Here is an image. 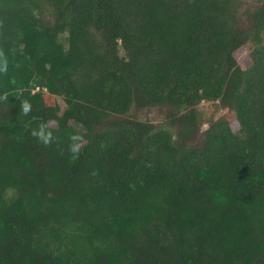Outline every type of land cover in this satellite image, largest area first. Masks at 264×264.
<instances>
[{
  "label": "trees",
  "instance_id": "trees-1",
  "mask_svg": "<svg viewBox=\"0 0 264 264\" xmlns=\"http://www.w3.org/2000/svg\"><path fill=\"white\" fill-rule=\"evenodd\" d=\"M3 61L0 264H264V0H0Z\"/></svg>",
  "mask_w": 264,
  "mask_h": 264
},
{
  "label": "rangeland",
  "instance_id": "rangeland-1",
  "mask_svg": "<svg viewBox=\"0 0 264 264\" xmlns=\"http://www.w3.org/2000/svg\"><path fill=\"white\" fill-rule=\"evenodd\" d=\"M243 62L245 65L250 63V50L245 49L243 50ZM58 101L60 103L61 109H64L66 104L63 99V97L58 96ZM198 108L203 113V120L204 124L201 127V130L198 134V140H201L204 136V131L209 125V121L215 120V119H220L221 117L226 118L227 116H230L228 109L222 108L218 106L216 102L213 101H202L199 105ZM165 107H153L151 109L147 108L144 109L143 111H138L133 109L132 114L135 115L136 117L142 118L144 120H150L153 121L156 125H158L161 128H167L171 130L174 134V137L177 138L178 136V129L177 127L172 126L168 120L165 118ZM236 125V122L234 123Z\"/></svg>",
  "mask_w": 264,
  "mask_h": 264
},
{
  "label": "clouds",
  "instance_id": "clouds-1",
  "mask_svg": "<svg viewBox=\"0 0 264 264\" xmlns=\"http://www.w3.org/2000/svg\"><path fill=\"white\" fill-rule=\"evenodd\" d=\"M5 71H7V62L6 61L0 62V72H5ZM30 110H31V104L29 102H27V101H24L22 103V111L25 114H27ZM36 134H38L40 136V138L43 140V142L45 144L50 142L51 133L50 132L46 133L44 131V126H42L40 131L38 133H36ZM71 139L73 141H78L79 140V136L73 135ZM71 150L73 152H77L79 150V144L78 143L72 144L71 145Z\"/></svg>",
  "mask_w": 264,
  "mask_h": 264
}]
</instances>
